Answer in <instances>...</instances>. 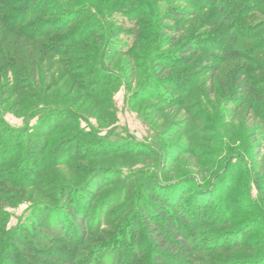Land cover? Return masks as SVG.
Listing matches in <instances>:
<instances>
[{
	"label": "trees",
	"instance_id": "obj_1",
	"mask_svg": "<svg viewBox=\"0 0 264 264\" xmlns=\"http://www.w3.org/2000/svg\"><path fill=\"white\" fill-rule=\"evenodd\" d=\"M65 1L62 0L63 3ZM108 2L110 7L101 3L99 6L89 4L76 6L79 8L66 5L68 10H63L59 1L56 5L54 0H0V27L4 30V33L0 34L4 35L0 37V74H3L5 67L11 64L10 68L14 69L16 75L26 73L29 79L37 83L42 82L40 74L45 78L50 75V86H48L50 89L47 93L52 91L53 93L44 96L45 102H42L51 105L49 108H52V112L48 113L37 135L45 138L47 134L45 129L52 127L59 131L66 114L70 116V121L69 124H65V132H73L76 129V134L70 137L67 145L58 148V152L56 150L47 154L51 158L49 163L51 166L71 167L74 161L84 163L114 156L118 158L126 155L127 151L137 156L150 155L152 151V154L158 156L156 151L148 150L146 145L131 137L128 140L113 141L82 132L81 124L87 119L81 118L73 108L61 109L60 107H64L59 106L64 103L61 98L62 90L54 91L58 90L56 79L51 83L52 71L60 69L58 73L61 74L65 69L61 83L64 84L68 78L75 83L78 82L76 87L83 93L84 100L91 101L92 105L96 103L95 106L100 107L96 101L107 95V91L116 82L123 81L121 77L117 78L118 76L107 72H96L98 74L94 76L82 71L76 72L77 69L74 67L77 66L72 65L74 62L86 60L96 63L104 58V63L111 67L120 51L119 46L115 50L108 48L110 39L122 34H134L136 39H139L138 31L132 33L123 29L122 33L117 30L119 33L117 35L113 32L109 34L110 26L104 21L112 16L106 10H110L115 3L111 0ZM158 4L170 5V22L179 23L184 18H192L196 20V27L199 24L200 26L206 24L209 25L208 28L213 29L223 24L229 29L219 38L212 37V41L183 40L181 54L192 55L194 59L199 54H204V59H198L199 67L218 64L212 67L213 75L219 71L216 67L228 60L235 59L250 65L251 67L242 64L243 66H238L235 70L233 84L236 85L239 97H234L231 105L236 112L248 105L252 119L247 122V127L264 128V64L254 56L256 52L264 51V23L262 20L254 26L248 23L256 16L264 17V0H152L151 5L139 4L135 10L138 16L142 15L141 17L145 14H157L160 11ZM197 13L205 16L202 19L196 18ZM111 25L113 26L112 22ZM175 31L181 32L178 28ZM9 34L33 41V45L26 44L33 49L28 57L24 56L23 51H16L19 49L16 44L18 41L16 38H8ZM154 37L156 40L159 38L161 40L160 34L158 36L154 34ZM240 41L250 43V50L247 51L249 53L236 49ZM79 47L87 49L89 54L77 56L72 52ZM100 50L103 51L101 54H104V57L101 58L100 55L96 58ZM10 52L13 53L14 58H18L16 62H11ZM29 56L33 59L26 64L24 59ZM126 56L131 60L139 58L134 52H127ZM185 60L179 59L180 62L176 63L172 70H177L182 65L189 66L188 61ZM43 66H46L44 73ZM149 81L148 76L143 77L142 85L133 92L128 85V105H132V108L145 104L146 100L153 96L150 91L159 85H152ZM186 83L180 85L178 78L173 76L159 80L158 84L161 87L158 88V100H162V104L170 109L180 105L176 99L184 95H192L191 87L186 91L183 90ZM167 97L170 101L166 100ZM109 102L114 108V102L111 100ZM113 114L111 117L113 120L103 114L102 121L108 124L110 121L112 124L116 123V114ZM6 128L12 131L0 120V130H5L4 132L7 133L5 138L0 135V140L3 139L2 143L8 147L0 151V264H195V261L191 263L188 260V256L192 253L208 248L213 250L223 248L220 239H214L215 241L209 246H203L205 240L199 238L196 232L201 226L200 218L205 207H209L212 203L208 201L212 189L192 186L190 183L193 181L186 182L187 178L175 179L174 181L177 182L169 183L159 181V186H156L144 180L139 173L122 177L123 175L120 174L113 175L104 167L88 169L87 175L81 177L78 182L61 187L55 199H50L46 205L33 208V215L25 225L18 230L9 229L6 207L16 205L18 201L15 200L17 195L14 190L7 187L34 186L31 171L35 168V164L29 162L26 155L32 153L31 147H36L38 150L41 147L31 143L30 138L25 144L28 135L25 131L10 132ZM223 129L231 132L227 124H224ZM225 138L228 144L232 143V137L229 139L226 135ZM261 151L264 152V149ZM184 155L191 156L192 153L186 152ZM259 155L256 156L257 162L252 166L240 162L238 157L233 159L231 164L234 167L239 166L238 170L247 169L246 177L250 183H256L257 190L261 194V205L264 206V156ZM239 157H243L244 160L250 159L247 153H242ZM15 161L19 162L16 165L17 169L11 168L12 172L7 174L10 169L7 165ZM106 179L109 181H104ZM187 183L190 185L189 188H186ZM119 184L120 188L116 194L103 200L98 198L97 194L101 189H106L107 186L112 188ZM145 190L150 191L154 201L146 198L147 196L143 194ZM126 201H129V207L135 211L131 214V219L118 227V223L126 216L115 220L116 217H112L114 211L112 207ZM237 204L231 205L237 207ZM231 211L233 210L229 206H223L221 215H228L232 213ZM122 214L123 211L120 215ZM220 221L219 218H215L213 223L220 225ZM106 229L112 232L109 233L111 235ZM237 240L238 236L234 237L226 233L223 241L225 245L228 242V245L224 247L228 249L238 245Z\"/></svg>",
	"mask_w": 264,
	"mask_h": 264
},
{
	"label": "rangeland",
	"instance_id": "obj_2",
	"mask_svg": "<svg viewBox=\"0 0 264 264\" xmlns=\"http://www.w3.org/2000/svg\"><path fill=\"white\" fill-rule=\"evenodd\" d=\"M57 1L63 10H68L66 5L71 8L82 6V4L99 6V3L105 4L106 7L111 6L108 0H80L81 2L66 0L65 3L62 0H54L55 4ZM111 1L115 4L106 11L112 17L104 21L107 26H110L109 34L113 32L117 35L118 31L121 32L123 29L132 33L138 31L139 39H136L134 34H122L110 39L108 48L115 50L119 46L120 51L111 67L104 63V58L96 63L86 60L74 62L72 65L77 66L74 67L77 69L76 72L82 71L89 76L98 74L96 72H107L118 76L117 78L121 77L123 81L116 82L107 91V95L96 101L100 107H96V103L92 105L91 101L84 100L83 93L76 87L78 82L75 83L68 78L64 84L61 83L65 69L61 74L58 73L60 69L52 71L51 83L56 79L55 84H58V90L54 91L61 92L62 90L61 98L64 103L59 106L64 107L60 108L68 110L73 108L76 114L81 115V118L87 119L81 124L82 132L113 141L128 140L131 137L146 145L148 150L156 151L158 156L152 154V151L150 155L144 156H137L131 151H127L126 155L118 158L114 156L84 163L74 161L71 163V167L49 165L51 158L47 154L56 150L58 152V148L67 145L70 137L76 134V129L73 132H65L66 125L70 121V116L66 114L64 117L62 115L64 120L62 118L63 121L60 124L62 127L59 131L52 127L45 129L47 133L45 138L38 136L39 127L44 123L48 113L52 112V108H49L51 105L43 103L45 102L43 97L53 93V91L47 93L50 89L48 87L50 86V75L45 78L43 74H40L42 82L37 83V81L29 79L26 73L16 75L14 69L10 68L12 65L9 64L5 67L4 73L0 74V120L5 127H9L12 131H25L28 134L25 144L30 138L31 143H35L41 149L31 147L32 153L26 155V159L35 164V168L31 171V173L33 172L34 186L29 188L7 187L14 190L17 195L15 200L19 203L6 207V212L9 215L8 228L18 230L19 227L25 225L33 215V208L38 205H46L50 199H55L61 187L78 182L81 177L87 175L88 169L93 167H104L113 175L120 174L123 175L122 177L139 173L142 175L141 177H144V180H148L150 184H156V186H159V181L169 183L177 182L174 181L175 179L187 178L186 182L193 181L190 183L192 186L213 190L208 199L209 203L211 201L212 203L204 209L203 216L200 218L201 226L196 231L197 236L205 240L206 245L204 243L203 246H209L210 243L218 239L221 240L223 246L220 250L208 248L192 253L188 256V260L191 263L195 261V264H263L264 206L261 205V194L257 190L256 183L252 184L247 179V169L238 170L239 166L234 167L231 164L232 160L238 157L240 162L252 166L258 160L257 155L264 156V152L261 151L264 149V128L260 126L247 127V122L252 119L248 105L239 112L234 111L231 105L233 98L239 97L236 85L233 84L235 70L238 66H243L242 64H248L235 59L228 60L219 64V67H216L219 69L218 73L213 75L212 67L218 66V64H206L199 67L198 59H204V54H199L196 59L192 55L181 54L183 40L212 41V37L219 38L229 29L223 24L217 25L213 29L208 28L209 25L206 26V24L202 26L199 24L196 27V20L192 18H184L179 23L170 22V5L164 4L157 5L160 7L157 14L138 16L139 14L135 10L136 6L139 4L151 5L152 0ZM179 5L182 6L180 3ZM95 12L97 13L96 9ZM204 16V14H196V18L202 19ZM260 20L264 23L262 16H256L248 23L254 26ZM111 22L115 27L111 25ZM177 28L181 30L180 33L175 31ZM3 33L4 30L0 27V34ZM154 34L157 36L160 34L161 40L160 38L156 40ZM8 36V38H16L12 34ZM16 39L17 47H19L16 51H23L24 56L28 57L33 49L26 44L33 45V41L20 37ZM249 45L250 43L247 41H240L236 49L246 53L250 50ZM3 46L6 47V45ZM72 52H75L77 56L89 54V51L84 47L75 48ZM102 52L100 50L96 58L100 55H102L101 58L104 57ZM127 52H134L139 58L131 60L126 56ZM10 55H12L11 62H16L18 58H14L12 52ZM262 55L264 56V51L256 52L254 56L264 64ZM215 56L220 55L215 54ZM32 59L29 56L24 59V62L28 64V61ZM179 59H187L185 61H188L189 66L182 65L179 66V69L172 70L176 63L180 62ZM45 67H42L43 73ZM145 76H148L152 85L157 84L160 87L159 80H164L168 76L178 78L180 85L187 82L183 90L186 91L191 87L192 95H184L180 99H176L180 105H175L176 107L170 109L162 104V100H158V88H160L158 86L150 91L153 96L148 98L145 104L132 108V105H128L129 94L127 91L129 87L132 92L139 89L142 85L141 80ZM110 100L114 102V108L111 106ZM166 100L170 101V98L167 97ZM113 113L116 114V123L112 124L110 121L108 124L102 121L103 114L111 119ZM59 117L61 116L59 115ZM251 123L253 122L251 121ZM224 124L229 126L231 132L223 129ZM6 130L8 129L6 128ZM4 131L0 130L2 138L7 136ZM226 135L229 139L232 137L231 144L227 143ZM1 140L0 151L8 148ZM56 147L57 149H55ZM186 152L192 153V155H184ZM242 153L249 154L250 159L244 160L243 157H239ZM18 164L19 162L15 161L7 165L10 167L7 174L12 172L11 168L17 169L16 165ZM104 181L108 182L109 180ZM186 186L189 188L190 185L187 183ZM119 188L120 184L112 188L107 186L106 189H101L97 196L103 200L116 194ZM143 192L148 200L154 201L150 191ZM232 203H238L237 207L236 205L233 207ZM129 206V201H126L112 207L114 210L112 217H116L115 220L126 216L118 223V227L131 219V214L135 210ZM223 206H229L233 210L232 213L221 215ZM121 211H123L122 215H120ZM215 218L221 220L220 225L213 223ZM106 231L108 234L112 233L109 229ZM226 233L232 234L234 237L238 236L239 244L228 248L229 250L224 247L223 239L225 240Z\"/></svg>",
	"mask_w": 264,
	"mask_h": 264
}]
</instances>
